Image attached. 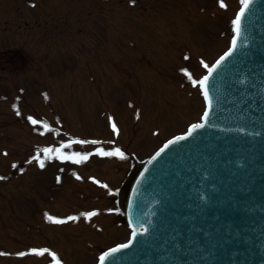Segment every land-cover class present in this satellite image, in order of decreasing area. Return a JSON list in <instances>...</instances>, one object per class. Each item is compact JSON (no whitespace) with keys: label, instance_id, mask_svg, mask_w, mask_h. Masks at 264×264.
Listing matches in <instances>:
<instances>
[{"label":"rangeland","instance_id":"374dc122","mask_svg":"<svg viewBox=\"0 0 264 264\" xmlns=\"http://www.w3.org/2000/svg\"><path fill=\"white\" fill-rule=\"evenodd\" d=\"M243 1L0 0V264H93L127 237L113 189L199 119Z\"/></svg>","mask_w":264,"mask_h":264},{"label":"water","instance_id":"95a60500","mask_svg":"<svg viewBox=\"0 0 264 264\" xmlns=\"http://www.w3.org/2000/svg\"><path fill=\"white\" fill-rule=\"evenodd\" d=\"M243 13L206 76L203 127L145 165L130 202L143 230L103 264H264V0Z\"/></svg>","mask_w":264,"mask_h":264},{"label":"snow or ice","instance_id":"6c2138e0","mask_svg":"<svg viewBox=\"0 0 264 264\" xmlns=\"http://www.w3.org/2000/svg\"><path fill=\"white\" fill-rule=\"evenodd\" d=\"M130 2L132 4H134L135 3V0H130ZM247 2H248V0H245V7H247ZM220 6L221 7H224V4H223L222 0H220ZM243 14L244 13H243V10H242L241 13H240V15H243ZM234 23H236L237 25H239V23H240V17L239 16L237 17L236 21H234ZM233 44H235V41H233ZM205 79H207V78H205ZM205 96H207V92H205ZM207 115H208V113L206 112L205 113V117H207ZM32 123L35 124L36 121L33 120ZM193 127L194 128H200V127H203V125H194ZM113 128L115 129V125H113ZM77 143H88V142H86V141H77ZM91 143H96V142L95 141H91ZM66 146L70 147V145H66ZM161 151H163V149H161ZM98 154L104 155V156H119L121 159H124V154L119 149H117L115 152H99ZM159 155H160V152H157L156 153V156H159ZM155 158L156 157H153V159H155ZM81 159L87 160L88 159V156H83V157H81ZM40 166L43 167L44 166L43 163H41ZM13 167H15V165ZM95 214L96 213L93 212V213H90L88 215H95ZM49 219H51V218H49ZM69 219H76V218L75 217H70ZM56 222L57 223H62L63 221H56ZM134 235H135V233H134ZM128 246L129 245H127V244L126 245H121L122 248H126ZM113 251H117V250L114 249ZM38 254H43V253H38ZM100 260H101V264H103L104 257H101Z\"/></svg>","mask_w":264,"mask_h":264}]
</instances>
